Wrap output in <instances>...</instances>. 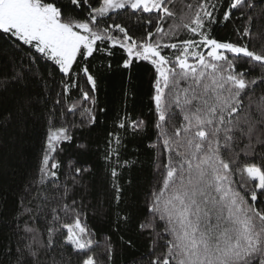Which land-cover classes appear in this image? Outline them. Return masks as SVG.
I'll use <instances>...</instances> for the list:
<instances>
[{
	"label": "snow or ice",
	"instance_id": "1",
	"mask_svg": "<svg viewBox=\"0 0 264 264\" xmlns=\"http://www.w3.org/2000/svg\"><path fill=\"white\" fill-rule=\"evenodd\" d=\"M175 4L0 0V132L44 129L36 171L14 189L0 177V264H115L110 237L97 254L86 222L93 169L71 160L60 172L56 154L73 129L101 123L96 92L118 55L116 67L144 61L155 72L148 147L159 165L142 201L129 195L137 161L126 141L145 120L118 115L101 157L112 230L134 227L149 244L134 264H264V41L254 42L264 0H189L179 14ZM228 23L235 41L212 34Z\"/></svg>",
	"mask_w": 264,
	"mask_h": 264
},
{
	"label": "trees",
	"instance_id": "2",
	"mask_svg": "<svg viewBox=\"0 0 264 264\" xmlns=\"http://www.w3.org/2000/svg\"><path fill=\"white\" fill-rule=\"evenodd\" d=\"M89 2L92 3L94 0H89ZM188 2L189 0H176L175 9L178 14ZM221 2L227 3V0H221ZM254 2L259 3V0H254ZM261 23L264 24V21ZM261 33H264V29H261ZM212 34L221 40L231 38L235 41L237 39L231 23L214 25ZM180 38H184L183 33ZM260 41H264V34H257L254 38L257 49ZM173 42H175V38ZM249 46L251 49V45ZM111 59L114 70L105 76L96 92L98 103L107 109L106 113L98 114V120L101 123L98 126H93L91 130L73 129V141L65 142L61 146L63 151L58 152L56 158L61 164L60 172L66 170L65 164L71 160L93 169V175L89 177L93 195L89 198L86 222L99 242L97 254H102L105 242L110 237L113 247L119 252L118 257L114 258L115 264H134L137 258L148 252L149 244L147 240L136 234L134 227L120 234L112 230V194L108 190L104 161L101 157L107 132L114 126L113 121L118 115H128L131 119L145 120L148 125L145 131L135 139L128 137L126 141V158L137 161L127 174V178L133 181L129 195H134L138 201H142L145 191L156 182L155 173L159 165L157 160L159 152L148 147L155 141L156 133L152 127L154 116L149 111L153 108L151 97L154 94L155 72L153 67L144 61L139 64L134 62L133 67L129 70L116 67L121 62L119 55ZM73 119L79 121V117ZM43 134L44 129L40 121L29 132L22 135H18L14 131L0 132V177H4L6 188H16L39 167L44 148ZM80 142H87L90 150L83 152L78 149L75 145ZM121 183L123 184L124 181L122 180ZM8 198L9 204L12 205L13 199L10 191ZM119 235H123L125 240L132 236L136 241L135 247H123Z\"/></svg>",
	"mask_w": 264,
	"mask_h": 264
}]
</instances>
